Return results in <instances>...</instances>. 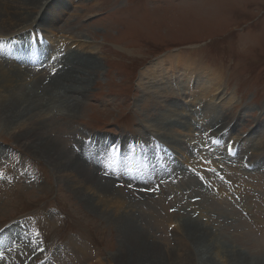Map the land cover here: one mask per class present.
<instances>
[{"label": "rangeland", "instance_id": "374dc122", "mask_svg": "<svg viewBox=\"0 0 264 264\" xmlns=\"http://www.w3.org/2000/svg\"><path fill=\"white\" fill-rule=\"evenodd\" d=\"M51 1L52 5H55L56 0ZM63 1L68 8L61 4H57V8H52L51 13H55L60 19L55 24L56 29H50L49 34L52 37L48 36L46 30H44L46 36L42 34L46 40L49 38L53 39V42L59 41L55 49L47 40V46L50 48L48 54L53 55L55 51L53 58L39 60L42 51H38L37 55H30L27 52L18 54L22 57L21 62L18 60L15 62V59L10 58H7V61L0 60V83L7 76L15 78V72L21 69L27 77L28 90H31L35 77L33 73L35 70L31 69V65L40 64L41 68L37 71L46 73L45 79L40 78L41 86L48 85V93L56 95L58 99V106L55 104L47 110L54 130L49 136L50 141L53 139L60 141L67 151L77 156L83 167L95 172L102 183L110 184L116 196H120L121 199L112 198L110 194L87 195L84 188L80 189L72 185L66 176L68 171H63L60 162L55 163L54 159L37 154V152L43 153L38 146L40 141L33 144V149L37 150L34 153L29 149L31 141L25 143L23 136L17 138L15 133L17 128L0 123V170L9 171L10 165L16 169L9 176L8 183L0 181L5 185L3 187L0 184V227L4 230L12 225L10 227L12 231V227L19 224L15 232L10 231L12 234L10 237H7L9 234L0 233V240L4 238L3 247L0 246L3 248L4 259L12 262L13 258H17L19 249L25 246L26 240L29 242L28 232L34 226L35 229L40 230L51 248H55L58 241H63L61 247L57 246L53 253V256L55 255L53 262L57 261L56 257L60 258L57 264H89L99 257L104 261L110 259L107 260L112 261L110 264H123L118 258L124 251L119 241L123 240L126 234L120 233L118 226L126 223L122 218L125 214L123 209L130 205L135 206L137 210L130 220L135 221L138 227L143 226L147 233L155 236L154 238L162 243L163 247H167V250H170L169 257L178 259V251L183 250L184 256L192 261V264L198 261H195L196 254L192 241L184 234L187 231H194L207 238H217L218 241L222 238L232 245L229 250L236 248L235 252L248 255L246 257L248 261L264 264V174L260 176V172L264 173V152L256 151L259 142L264 144V0H108L104 5L101 0H71L72 3L68 4ZM3 2L10 5L9 0ZM30 3H37L38 8L41 1L33 0ZM31 17L30 15L27 23L18 29L12 30L13 27L0 26V37L12 35L15 31L23 29L30 24ZM26 29L29 28L24 30ZM73 35H76L77 40L85 41L81 49L75 43L76 40L72 39ZM67 40L69 44L65 43ZM87 42L90 44L87 45ZM62 45H65L63 53L60 51ZM73 45H76V48ZM73 51L75 56L79 55V58L82 53L87 57L81 60V65L76 67L77 70H73L74 66L66 64L67 56ZM25 59L27 64L23 63ZM63 59H65L64 63H62ZM58 61H60L59 65ZM186 63L194 66H191L190 70L185 69L183 66ZM153 66L155 69H160L158 79H163L165 83L168 80L167 83L171 88L173 87L174 96L165 94L167 98L165 95L159 98L148 95L146 91L143 92L149 81L144 79L143 73ZM53 68L60 69L51 72ZM183 70L189 71L183 75ZM51 73H55L53 78ZM208 76H210V84L207 86L206 83L202 86ZM199 77L202 78L203 83L196 87ZM56 78L57 80L53 81ZM172 79H175V84L172 83ZM178 79L181 83H178ZM20 80L17 78L18 82ZM180 87H184L186 92L183 93ZM204 87L207 88V94H203ZM1 89L0 94L5 96L7 88L1 87ZM218 92H221L218 98L221 99L213 100V103L217 104L218 108L220 106L226 114L229 111L230 116L238 113L240 117L233 127V124L229 127L231 131L229 139L240 141L239 134L249 136L258 129L254 138L256 140L250 142L254 147L243 146L240 152V154H252L255 171L241 174L233 171L225 176L231 186H235L236 189H233L236 197L223 189L221 180L214 184L217 192L213 190L209 192L218 195L219 198L213 199L203 194L194 177L184 172L179 176L181 167L172 172L178 175L171 180L173 184L167 181L161 182L164 184L162 191L159 189L158 193L146 195L150 197L144 199L129 196L130 194L115 189L117 181L113 176L116 175L114 171H109L110 175H105L106 178L102 177L105 171L98 168L96 158L100 153L92 155L91 150H87L84 154L83 152L74 154L71 148L74 140L76 144L77 140L82 143L85 139L83 135L88 128L85 126L111 130L118 125L136 134L140 126L146 125L150 129L149 133L166 145L177 157L175 158L177 165H189L187 163L193 161L191 148L196 147L193 143L200 130L210 129L223 119L218 112L207 113L206 110L201 109L198 100L207 96L208 103V100ZM38 94H41L40 90ZM156 98L158 101L155 100ZM159 101L162 102L161 106L160 103L158 104ZM2 102L1 100L0 103ZM70 103L82 104V107L73 111L67 106ZM174 103L179 106L176 109L180 110V113H186L188 110L184 108H187L191 111L188 114L196 110L207 116L211 114L208 117H198L196 113L189 114L190 125H194L192 122H198L196 126L199 132L194 129L188 138L184 136L185 132L182 129H179L180 133L178 128H175L179 135L168 141L170 145L179 146H182L181 140L190 141L186 142L183 149L186 156L181 153L176 155L168 143L160 138L161 133L165 134L166 131L156 123V115L159 112L167 111V115L175 114V111L179 113ZM165 104L166 109H162V105ZM2 117L3 115L0 114V118ZM173 118L175 116L171 118L172 121ZM192 119L196 120L192 121ZM230 120L232 119L229 118L228 121ZM29 131L33 133V129ZM176 139L178 141H174ZM241 142L243 144L244 140ZM187 146L188 150H186ZM261 146L264 150V145ZM12 149L21 154L14 162H12ZM85 155L90 157L87 158ZM178 156H181V160ZM28 161L34 166L28 164ZM238 164L239 161L236 162V165ZM37 169L41 173V178H36L35 184L28 183L27 181H32L30 172L37 174ZM235 170L242 171V168L236 166ZM245 174L254 176L259 181L256 183L253 181V184L249 185L248 181H245ZM129 175L128 171L120 174L121 177ZM184 178L185 184L181 186ZM124 184L125 186L120 185L124 188H128L126 186L128 185L138 189H144L143 186L148 190L155 189V185L148 180L138 181L136 184ZM170 185L172 187L178 185V188L172 189ZM156 186L159 187L158 184ZM178 197L182 203V210L186 211L188 216L182 210L179 213L171 212L175 208L174 200ZM199 197L201 198L199 202L190 203L191 199ZM89 198L98 202L104 200L101 203H105L106 206H94L92 204L94 201H89ZM134 199L138 201V205H133L131 201ZM179 204L176 203L175 206ZM193 213L197 215L194 219L191 218ZM244 213L248 218L243 216ZM227 215L228 217L231 215L230 220L225 217ZM140 216L151 221L141 220ZM175 222H178L177 226L173 227L171 233L170 230L167 233V228L170 224L176 225ZM127 230L128 233L132 232L129 228ZM180 238H186L187 245L190 244L189 251H186ZM58 251L60 252L57 253ZM228 257L230 256L225 255L224 261H228Z\"/></svg>", "mask_w": 264, "mask_h": 264}, {"label": "bare ground", "instance_id": "6f19581e", "mask_svg": "<svg viewBox=\"0 0 264 264\" xmlns=\"http://www.w3.org/2000/svg\"><path fill=\"white\" fill-rule=\"evenodd\" d=\"M3 1H5V0H0V26L2 28L13 27L12 30L18 29L19 27L21 28L24 23H27L28 19L30 18V15H31L32 17L29 21L30 24L26 25L23 29L27 28L28 26H31L34 22H36V26L39 27L43 31V33L45 32L44 30H46L48 36H51V34H49V32H51L50 29H52V28L56 29L55 24L60 21V19L55 16V13H51L53 10L52 8L56 7L57 4H61L65 8H68L65 5L63 0H56L55 5L54 4L52 5L51 0H40L41 4L38 8H37V3H35V4L30 3L33 0H9L10 5H6ZM28 1H30V2H28ZM65 1L67 4L69 2L72 3L71 0H65ZM79 1H81V0H79ZM38 15H40V17L36 21V18ZM23 29H21V30H23ZM21 30H19V31H21ZM19 31H15V32H19ZM44 36H46L45 33H44ZM76 38H77L76 35L72 36V39L76 40V44L78 45V47H80L79 49H81L82 45L85 44V41L82 39L77 40ZM47 40H49L52 47H55V49L57 48V44L59 41L53 42V39L50 40L49 38H47ZM89 44L90 43L87 42V45H89ZM48 50H50V48L47 45L38 47V51H42L41 52L42 54L40 55L39 60L42 59V61L43 60L45 61V60L53 58L55 51H54L53 55H50V54H48ZM25 52H27L26 49L20 48V49L16 50V52H14L13 54L18 55L21 53L24 54ZM27 53H29V51ZM49 53H50V51H49ZM84 54L85 53H82L80 58H79V55L75 56V51H73V53L71 55L67 56V61H66V64H68L67 66L72 65V66H74L73 70H77L76 67L81 65V60L87 59V57H84ZM21 58L22 57H19L18 62H21L20 61ZM64 61H65V59L62 60V63H64ZM166 61H168V60H166ZM171 61L173 62L172 59H171ZM15 62H17V61L15 60ZM23 63L27 64L26 59H25V61H23ZM67 66H64V67H67ZM166 66H168V65H166ZM191 66H194V65H191ZM191 66H190V63H186V65H184L183 67L185 69L190 70ZM156 67H157V65H156ZM189 70H183L182 74L184 75L186 73V71H189ZM37 72L33 71V73L35 74V77L33 78V81H32V84H33L32 88L33 89H31V90H28V86H27V82H26L27 77L24 76V73L22 72L21 69H17V71L15 72V78H11V77L7 76L4 78L3 82L0 83V91L2 90L1 87L7 88L5 96L0 94V102H1V100L3 101L2 103H0V114L3 115V117L0 118V123L6 124L8 127L11 126L12 128H17V130H15V133H17V138L20 139L23 136L25 143L27 141H31L32 144L29 146V149L34 153H36L37 150L33 149V147H34L33 144H37L38 141H40V145H38V146L42 149L43 153L37 152V154L40 156L44 155L48 159H54L55 163L60 162L62 165L61 168L63 169V171H66V170L68 171L66 176H67V178L70 179L72 185L75 187L78 186V188H80V189L84 188L87 195L97 196V194L98 195L101 194L104 196L105 194H110L112 198L115 197V199L117 198V200L121 199L120 196H118V195L116 196V193H115V191L112 190L110 184H108L106 182L102 183V181L99 179L98 175L95 172L89 170L85 166L83 167V165H81L80 162L78 161L77 156L71 154L70 151H67V149L65 147H63L64 145L61 144L60 141H58L57 139H53L50 141L49 136L52 133H54V130H53V125L50 122V118H51L50 113L47 110H48V108L50 109L53 105H55V104L57 105L58 99H57L56 95H53L52 93H48V89H49L48 85H46L45 87L41 86L42 80L46 78L45 77L46 73H44V72H41V73L38 72L37 73ZM170 72H172V71H170ZM196 73H198V72H196ZM159 74H160V69L159 68L155 69L154 66L151 67L150 69H148L145 73H143V75H144L143 77H145L144 79L149 80L146 83L145 87L143 88V92L146 91V93L148 95L158 96L159 98H161L165 94H169L171 96L172 95L174 96L175 92L172 89L173 87L171 88L170 84L167 83L168 80L165 83L163 81V79L162 80L158 79V77H160V76H158ZM17 78H20L21 80L18 82ZM167 79L170 80V78H167ZM56 80H57V78L53 81H56ZM155 80H156V82H155ZM209 80H210V76H208L207 81L204 84H202L203 80H202V78L199 77L198 81H196L195 86L199 87V86H201V84L203 86L206 83L208 86L210 84ZM179 82L181 83L180 79H178V83ZM49 83H51V82H49ZM206 87H204V90L202 89V91L204 92L203 94L208 93ZM180 89L183 93L186 92V89L184 87H180ZM39 90L41 91V94H38ZM45 91L47 93L46 96H45ZM21 93H23L22 97L20 96ZM165 97H166V95H165ZM155 100L158 101L157 98ZM45 102H47V103L44 104ZM159 103H160V101L158 102V104ZM161 103L159 104L160 106H161ZM45 106L47 107V109ZM67 106L70 108V110L74 111V110H80L82 107V104L70 103V104H67ZM174 107H175V109L179 108V106L175 103H174ZM162 109H166V104L162 105ZM184 109L188 110V111L187 112L185 111L186 113H184V112L180 113L179 112L180 110L176 109L179 113H177L175 111V114L167 115L166 114L167 111H165V113H164L161 110L162 112H159L156 115L157 125L162 126V128H164L163 130L166 131L165 134L161 133L160 138L168 143V145L171 147V149H173L176 152V155H178V153L185 155L183 152L184 151L183 149L185 148L186 142H190V141L181 140V144L183 146L182 147V146H179L177 144L175 145L173 142H172V144H174V145H170L171 143L168 140L174 139V137L177 138L176 136L179 135L178 133L179 132L181 133V131L179 129H182L185 132V134H184V132L182 134H184V136L187 138L190 137V135L194 132L193 131L194 129H197V131L199 132V128L196 126L198 122H192V124H194V125H190V122H189V119H191V116L189 114L194 115L195 112L188 114V112H191V111H189V109H187V108H184ZM173 112H174V110H173ZM170 113H171V111H170ZM211 113H213V112H211ZM174 116H175V118H173V121H172L171 118ZM197 116L199 117V115H197ZM70 117H76V116H70ZM194 120H196V119H192V121H194ZM193 126H195V127H193ZM175 128H178L177 130L179 132L177 130H175ZM29 129H33V133H29L30 132ZM257 132H258V129H256L249 136H247L246 139L243 138L244 143L241 144V147L248 146V145H252L254 147V145L250 144V142H253L254 140H256L254 138H255V135L257 134ZM158 134H159V132H158ZM239 136H240V134H239ZM179 137H181V136H179ZM174 141H178V140L176 139ZM193 141H194V139L192 140V142ZM253 147H251V148H253ZM194 148L195 147L193 146L192 149H194ZM180 149H181V151H180ZM186 150H188V146H187ZM180 157L181 156H178L179 160H181ZM189 157H191V156H189ZM175 158H177V157H175ZM184 160L185 159L183 158L182 161H184ZM191 160H193V161L189 162L187 164H189V165L193 164L194 157H192ZM103 178H105V177H103ZM162 181H167L169 184H173L171 182V180L167 179V178L166 179H160V181L158 179H156V182L159 186L160 191H162L163 185H164L161 183ZM167 182H166V185H167ZM174 183H176V182L174 181ZM183 184H185V178L181 182V186H183ZM177 186L173 185V187L172 186L171 187H172V189H175V187L178 188ZM169 189H171V188H169ZM119 190L121 192H123L122 189H119ZM175 193H169V194L170 195L171 194L176 195ZM112 198H110V200ZM179 198L180 197H178L175 200L173 199L174 200V207H175L176 203H180L179 206L176 205V207L179 208L178 213L182 210V203L180 202L181 200ZM88 200L91 202L94 201L92 203L94 206H100V205H102L103 207L106 206L105 203H101V202H104V200H102L100 202L95 201L93 199L91 200V198H89ZM131 202L133 203V205H138L137 204L138 201H136L135 199ZM172 203H173V201H172ZM154 206H155V203H154ZM205 207H207V206H205ZM205 207H203V208L206 209ZM186 208H188V207H186ZM222 209L223 208H221V210ZM150 210L152 211V209H150ZM123 211L125 214L122 216V218L125 220L126 223H124L123 225L119 224V226H118L120 233H122L123 235L126 234L125 236H123V240L119 241L120 242L119 245L121 246V249L124 250L122 252V254L120 255V257H118V258H120L121 263H123V264H192L191 263L192 261H189V259L186 256H184L183 250L178 251V254H177L178 259L174 258L173 256L169 257L170 250H167V247H165V246L163 247L162 243H159L157 241V239L154 238L155 236L147 233V231H145L143 226L138 227L137 224L134 223L135 221L130 220V218L135 216V213L137 212V210H135V206L128 205L123 209ZM182 211H184V210H182ZM184 212H186V211H184ZM191 212H193V211H191ZM187 214L188 213L186 212V215ZM182 215H185V214L182 213ZM225 217L228 220H230L228 215ZM180 218H181V216H180ZM140 219L141 220H147L148 222L151 221L150 219H147L143 216H140ZM172 219H173V217H172ZM232 219H233V217H232ZM178 222H175V224H177ZM128 228L131 229L132 232L128 233L129 232L127 230ZM145 228H146V226H145ZM177 230L179 231L178 228H177ZM180 233L183 234L181 231H180ZM2 234H4V233H2ZM184 234L192 241L194 254H196L195 261L198 260L196 262L197 264H255L254 261H248L246 259V257L248 255H245L242 252H240V253L235 252L234 249H236V248L229 250L230 246H232V245H229L228 241L223 240L221 237H220L221 240L218 241L217 238H207L206 236H203L199 233H195L194 231H187V233L185 232ZM185 239L186 238H180V240L183 241L182 243L186 247V251H189L188 245H190V244L187 245ZM238 247H240V245ZM147 250H148V252H146ZM225 255L230 256V257H228L229 259H227L228 261H224ZM108 260H110V259H108ZM110 263H112V261H107L106 259H105V261L102 259H97L96 262H94V263L90 262L89 264H110Z\"/></svg>", "mask_w": 264, "mask_h": 264}]
</instances>
